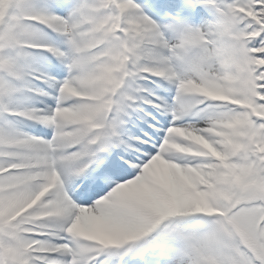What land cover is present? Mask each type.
Listing matches in <instances>:
<instances>
[{
    "label": "snow or ice",
    "instance_id": "6c2138e0",
    "mask_svg": "<svg viewBox=\"0 0 264 264\" xmlns=\"http://www.w3.org/2000/svg\"><path fill=\"white\" fill-rule=\"evenodd\" d=\"M0 264H264V0H0Z\"/></svg>",
    "mask_w": 264,
    "mask_h": 264
}]
</instances>
